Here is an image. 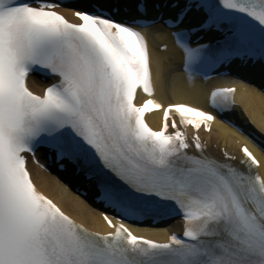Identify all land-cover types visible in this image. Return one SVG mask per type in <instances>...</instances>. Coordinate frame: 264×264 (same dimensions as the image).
I'll use <instances>...</instances> for the list:
<instances>
[{
	"label": "snow or ice",
	"instance_id": "1",
	"mask_svg": "<svg viewBox=\"0 0 264 264\" xmlns=\"http://www.w3.org/2000/svg\"><path fill=\"white\" fill-rule=\"evenodd\" d=\"M69 2L0 0V264H264V176L247 146L264 137L225 120L244 146L239 160L219 159L173 119L210 131L215 115L134 103L138 89L155 95L145 30L158 25L189 83L233 66L264 79V0H77L79 23L58 11ZM36 72L55 81L42 95L28 86ZM235 92H211L221 117ZM161 109L156 131L145 115ZM41 149L111 210L101 213L111 231H90L36 188L27 165ZM158 218H179L182 235L160 241L128 226Z\"/></svg>",
	"mask_w": 264,
	"mask_h": 264
},
{
	"label": "bare ground",
	"instance_id": "2",
	"mask_svg": "<svg viewBox=\"0 0 264 264\" xmlns=\"http://www.w3.org/2000/svg\"><path fill=\"white\" fill-rule=\"evenodd\" d=\"M64 12L70 16L69 11L65 10ZM150 48L156 74V62L158 59L160 61V79L156 78L159 87L157 97L166 104L181 102L195 105L199 99V97L196 96L199 87L197 84L192 86H187L185 84L180 73L177 72V57H172V59H170L175 53L173 51L166 53L159 52L158 47L153 40L150 43ZM32 84L35 88H38L33 80ZM238 100L245 107L248 114L260 129V126L264 125V94H262L254 85L245 89L242 86H239ZM160 119L161 114L159 113L153 114L150 117V120L156 128L160 127ZM204 137L211 144H216L218 147L224 146L238 150L240 145L244 144V140L241 139L239 135H235L232 128L227 127L221 122H216L211 132L209 134H204ZM251 147L261 161L260 171L264 176V154L252 145ZM31 168L33 179L37 186L46 194L53 197L66 212L92 228L107 231L101 218V212L98 209L92 207L86 200L77 197L71 191H67L50 175L41 172L34 166H31ZM137 233L165 240L168 235V230L138 229Z\"/></svg>",
	"mask_w": 264,
	"mask_h": 264
}]
</instances>
